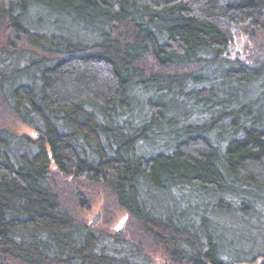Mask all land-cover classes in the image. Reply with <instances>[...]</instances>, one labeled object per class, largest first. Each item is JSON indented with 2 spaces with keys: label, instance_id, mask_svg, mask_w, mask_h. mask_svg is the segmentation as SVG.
Instances as JSON below:
<instances>
[{
  "label": "trees",
  "instance_id": "trees-1",
  "mask_svg": "<svg viewBox=\"0 0 264 264\" xmlns=\"http://www.w3.org/2000/svg\"><path fill=\"white\" fill-rule=\"evenodd\" d=\"M0 32V264H264V0H0Z\"/></svg>",
  "mask_w": 264,
  "mask_h": 264
},
{
  "label": "rangeland",
  "instance_id": "rangeland-1",
  "mask_svg": "<svg viewBox=\"0 0 264 264\" xmlns=\"http://www.w3.org/2000/svg\"><path fill=\"white\" fill-rule=\"evenodd\" d=\"M37 18L43 19L42 25L46 24V25H52L53 26L52 23L54 22V19L52 17H49L46 14L40 13L37 15L36 18L33 19V22H37ZM48 19L51 22L45 23V20H48ZM0 38L1 39L3 38V35L1 32H0ZM238 40L242 42V50L240 51L238 49V44L235 43L232 46V48L235 49V54L232 53V48H231V53L233 54V56H236L237 54H242L243 57H245V53H246L245 47L248 45L247 39H238ZM17 127L19 128V131L21 133L27 134L31 137H34V135H35L34 130L31 129L30 127H28L26 125H18ZM107 201H108L107 199L104 200V197L102 196V194L97 192V195L94 197L93 201L90 202L89 207L84 208V209H79V212L82 215V217L86 220V222L89 223L90 225H92L91 222H92L94 216L100 211L101 212V221L99 223H97V225H95V226H99L102 229L108 228L112 232L116 231V230H123L127 224V217H126L125 213L116 211L115 209L113 211L111 206L107 205ZM166 201H168V198L164 199V203ZM168 203H170V202H168ZM105 208L108 210L107 217H105V215H104V209ZM226 221L228 223H230L228 219ZM245 227H246V230H243V231L245 232V234L251 236L252 235L251 234V227L247 226V224L245 225ZM241 239H243V241L238 242L237 247L247 246L248 243L244 242V240L247 241V238L245 236H241ZM254 245L257 246L258 248L264 247L261 240L255 241ZM243 250H244V252L246 251L244 248H243ZM258 262H261V259ZM153 264H169V263H167V261L162 259L160 256H155V258L153 260Z\"/></svg>",
  "mask_w": 264,
  "mask_h": 264
},
{
  "label": "water",
  "instance_id": "water-1",
  "mask_svg": "<svg viewBox=\"0 0 264 264\" xmlns=\"http://www.w3.org/2000/svg\"><path fill=\"white\" fill-rule=\"evenodd\" d=\"M238 44V49L241 51L242 50V42L241 41H237L236 42ZM232 53L235 54V49L232 48ZM101 221V212L99 211L93 218L91 224L92 226L97 225V223H99ZM262 260V259H261Z\"/></svg>",
  "mask_w": 264,
  "mask_h": 264
}]
</instances>
